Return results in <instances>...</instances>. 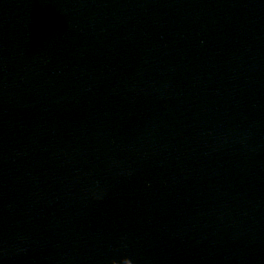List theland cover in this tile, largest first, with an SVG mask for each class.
Listing matches in <instances>:
<instances>
[{
    "label": "clouds",
    "instance_id": "9594fccd",
    "mask_svg": "<svg viewBox=\"0 0 264 264\" xmlns=\"http://www.w3.org/2000/svg\"><path fill=\"white\" fill-rule=\"evenodd\" d=\"M125 260L128 261L129 264H134V261L131 258H129V257H123V258H121V260L119 262L125 261ZM111 264H117V261L116 260H113L111 262Z\"/></svg>",
    "mask_w": 264,
    "mask_h": 264
}]
</instances>
